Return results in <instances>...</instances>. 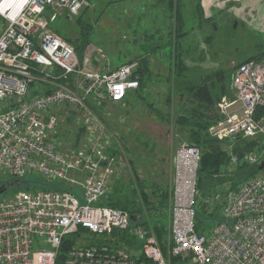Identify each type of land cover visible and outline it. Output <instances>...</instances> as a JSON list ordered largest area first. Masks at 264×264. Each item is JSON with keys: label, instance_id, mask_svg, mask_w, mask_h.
I'll return each mask as SVG.
<instances>
[{"label": "built area", "instance_id": "2783aa9c", "mask_svg": "<svg viewBox=\"0 0 264 264\" xmlns=\"http://www.w3.org/2000/svg\"><path fill=\"white\" fill-rule=\"evenodd\" d=\"M89 5L90 0H0V179L32 173L71 187L24 189L0 200V264H264V174L218 187L205 202L207 208L220 203L223 218L198 228L201 149L194 143H182L174 153L162 240L138 215L134 219L127 209L101 203L122 157L112 151L95 108L123 102L139 86L140 60L101 68L93 62L91 44L80 58L50 28L59 11L76 16ZM232 85L235 97L219 103L224 117L211 132L228 142L232 165H259L264 113L255 115L264 106V59L241 62ZM66 108L82 116L75 146H67L61 133ZM257 136L261 144L243 149L241 157L233 152L239 138ZM79 229L87 230L79 236L114 237L115 244L82 239L64 251L65 238ZM114 231L127 232L135 244L121 245Z\"/></svg>", "mask_w": 264, "mask_h": 264}, {"label": "rangeland", "instance_id": "374dc122", "mask_svg": "<svg viewBox=\"0 0 264 264\" xmlns=\"http://www.w3.org/2000/svg\"><path fill=\"white\" fill-rule=\"evenodd\" d=\"M168 1L90 0V5L78 15L94 24L90 47L94 48V63L98 64L100 61L108 69L132 59L133 56H141V52H145L149 55L154 72L161 74L159 78L156 76L150 78L141 90V96H133L132 93L129 103L125 101L112 103L98 112L111 137L112 151L114 150L118 157H122V164L120 163L121 165L119 164L115 169L110 189L113 190L115 182L118 184L117 181L120 185L122 183L126 186L132 180L138 182L137 184H140V181L145 182V192L150 194L151 203L153 200L161 199L158 193L162 191H167L171 200L175 150L182 143H191L187 139L188 134L185 129L182 130V127L174 122L175 114L186 107V97L180 93L184 84H181L178 90L174 88L175 85L171 90L169 88L176 76L165 54L169 45H164L163 54L152 53V45L155 43L150 37L152 32L161 33L164 41L169 40L168 35L171 30H168L170 28ZM180 1L183 18L187 23L193 15L192 22L188 23L192 25L191 28L188 24L185 26L189 30L188 37H183L185 47L190 50L187 58L192 70L197 67L195 70L203 69L204 72H210L219 67L226 69L235 67L239 61L254 56L257 46H264V22L260 21L262 15L258 14H264V0H260L261 10L254 11L252 15H245V12L240 10L242 6L239 8V5H235L236 0H221L219 4L215 2L212 9H208L209 6L205 4L206 9L203 8L202 15L205 21L201 27L193 25L196 24L195 4L200 2L201 6V0ZM57 16V19L50 21L52 22L50 28L53 31L62 36L74 37L79 34L76 16L66 17L67 14L63 11H59ZM257 32H262L261 36H257ZM96 48H102L106 58L102 57ZM191 73L192 71L188 72L187 77L192 75ZM230 90L232 96L225 94L218 101L220 104L225 101L224 97H235L232 83ZM219 103H217L218 107ZM235 107L236 105L232 109ZM223 117L224 115L220 121ZM61 119L64 142L67 146H75L76 139L79 138L78 129L82 125L81 114L74 109L66 108L61 112ZM224 145L228 147V142ZM257 154L260 155V152ZM262 159L264 160V153ZM259 171L264 174V167ZM29 182L22 184L14 182L10 189L0 193V200L14 196L19 191L18 188L26 187ZM119 193L127 194L125 187L122 186ZM140 199L139 197L141 207L148 208L149 205H145ZM211 208L213 204L207 209L211 210ZM167 211L162 213L159 211V214L165 217ZM151 217L152 213L147 216L146 211L141 216L149 219L152 226L154 219ZM217 218L219 216H204L198 223L209 228L214 225ZM164 219L168 220V217ZM167 222L168 227L169 220ZM86 238H94V235L79 236L78 241L81 243V240Z\"/></svg>", "mask_w": 264, "mask_h": 264}, {"label": "trees", "instance_id": "16d2710c", "mask_svg": "<svg viewBox=\"0 0 264 264\" xmlns=\"http://www.w3.org/2000/svg\"><path fill=\"white\" fill-rule=\"evenodd\" d=\"M182 2L180 0H169L167 2L168 6L167 9L170 10V28H168L169 40L164 41L162 34L152 32L150 37L155 42L152 45V53L154 52H162L164 45H169L168 50H166L165 54L168 56V62L170 68L176 74L175 80L172 81L175 84H171L169 86L170 90L173 85L175 89H179L181 84H184L182 87V91H180L181 95L186 97V107L176 113V117L174 122L182 127V130L187 132V139L193 142L194 144L198 145L201 149V158H200V165L198 168V178H197V204H198V211L196 217V225L198 228L200 226L199 221H202L204 216L215 217L219 216L216 220H220L223 218L221 204L216 203V205L212 208L210 212L207 211V203L205 202L206 197L210 195H214L217 192V188L222 186L225 183H233L237 184V182L242 181L246 177L256 173L259 171L258 164H250L245 161H240L237 165H232L230 163L231 152L230 149L224 145L227 141L218 138L214 135L212 131V127L215 126L220 119L222 118V113L219 110L218 101L227 94L228 96H232V92L230 90V85L232 83L233 72L236 67L243 61L255 59L261 60L264 59V46H257L255 48L254 56L248 57L244 60L239 61L235 67H230L226 69L225 67L215 68L210 72H204L202 70H192L188 62L187 53L190 52L188 48L185 47V40L184 36L188 37L189 31L187 28H191L193 15L188 23L183 18L182 14ZM195 21L196 24H193L195 27H201L204 23V19H202V15L204 14L202 7L200 6V2L195 4ZM87 7H85L86 9ZM84 9V10H85ZM83 10L79 13L81 14ZM175 13V14H174ZM67 14V13H65ZM78 14V15H79ZM76 18L78 19L79 25V34L77 36L71 37L69 35H63L69 42H71L76 49L79 57L82 58L85 50L91 44V34L94 30V24L91 22L85 21L81 16ZM58 17V16H57ZM66 17H69L68 14ZM75 17V16H73ZM57 19V18H56ZM186 21V22H185ZM52 22L49 23V26ZM188 27H185L187 26ZM51 27V26H50ZM192 30V29H190ZM255 30V29H253ZM264 33V32H263ZM262 32H257V36H261ZM102 49V48H101ZM149 53V52H148ZM105 54V52H104ZM163 54V52H162ZM106 58V55L104 56ZM139 58L140 66L137 70V74L140 80V84L137 88L128 91L125 102L129 103V97L132 93L133 96H141V90L144 88L145 84L150 80V78L156 76L157 78L161 77L159 72H154L153 67L151 65V60L149 55L145 52H141V56H133L134 58ZM121 62L120 64L113 66L110 69L117 68L120 65L131 61ZM99 61V60H98ZM100 63V64H99ZM97 66L101 68H105L106 65L99 61ZM192 71V75L187 77L188 72ZM71 79V77H70ZM61 81H65L63 78L60 79ZM48 87L45 89L47 90ZM173 90L171 91L172 94ZM169 99V96H168ZM105 106L102 107V109ZM152 107H154L152 103ZM97 112H100L101 108H95ZM264 113V106H259L256 111V117L261 116ZM100 114V113H99ZM102 115V113H101ZM184 128V129H183ZM83 131V127H79L78 132L79 135ZM78 137L76 142L78 141ZM262 137L257 136L253 138H239L236 144L233 146V152L237 153L239 149H244V151L250 150L254 148L257 144H261ZM190 143V142H189ZM29 182L26 187L18 188L19 190L30 189H59V188H69L66 185H63L59 181L47 180L42 176L36 174H27L25 176H9L5 179H0V188H5L3 192H6L8 189L12 187L15 183H25ZM115 182V186L113 190H109L106 196L102 200V204H106L113 207H119L123 209H127L131 212L132 217L135 219L136 215L140 216V222L147 225V227H154L157 231L158 237L162 240L163 236L167 233L168 227V220H169V211L168 206L170 203V197L167 191H162L158 193V196H161L159 201L153 200L150 202V194L145 192V182H141L137 184L131 181L129 185H124L121 183L123 187L126 189L127 194H120L119 191L121 190L122 186ZM137 184V185H136ZM140 192V193H138ZM139 197L143 200L145 205H149L148 208L141 207V202H139ZM140 199V201H141ZM165 208V209H163ZM147 212V216L152 213V219H154V224L150 226L149 219L141 218L143 212ZM163 211H167L168 220L164 219L167 218L166 216H162L159 214ZM158 217H156V215ZM164 217V218H163ZM137 218V217H136ZM163 218V220H161ZM139 219V218H138ZM215 220V221H216ZM169 226V225H168ZM86 231L85 229H79L77 232L67 236L65 241L62 244V249L65 251L69 247H73V245L78 244L77 239L79 237L80 232ZM113 234L119 236V239L123 242H133L135 244V240L131 238L127 234V232H118L114 231ZM90 235V234H89ZM113 239L107 238H86L87 242L95 243L100 241H105L107 243L115 244V240L112 242ZM118 241V240H117ZM83 243V242H81Z\"/></svg>", "mask_w": 264, "mask_h": 264}, {"label": "crops", "instance_id": "0c3cea01", "mask_svg": "<svg viewBox=\"0 0 264 264\" xmlns=\"http://www.w3.org/2000/svg\"><path fill=\"white\" fill-rule=\"evenodd\" d=\"M220 1L221 0H201V4H202L201 7H202V9L204 8V10H205L206 9L205 4H207L209 6L208 9H212V8H214V3L217 2V4H219ZM235 5H239V8L242 6L241 7L242 9H240V10H242L243 13L245 12V15H247V14L252 15L254 11L261 10V8L259 6L260 5V0H236ZM258 14L262 15L260 21L264 22V14H260V13H258ZM239 16H241V14H239ZM256 23H258V21H256ZM110 239H112V237ZM117 239H119V238H117ZM114 240L115 239L113 237L112 242ZM119 242L123 246L125 244H127V242H123L122 240H120Z\"/></svg>", "mask_w": 264, "mask_h": 264}, {"label": "water", "instance_id": "95a60500", "mask_svg": "<svg viewBox=\"0 0 264 264\" xmlns=\"http://www.w3.org/2000/svg\"><path fill=\"white\" fill-rule=\"evenodd\" d=\"M237 153H238V156L241 157L242 154H243V149H239ZM263 167H264V160H262V161L260 162V164L258 165V169L260 170V169H262ZM4 190H5V188H0V193H2Z\"/></svg>", "mask_w": 264, "mask_h": 264}]
</instances>
